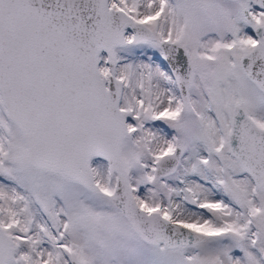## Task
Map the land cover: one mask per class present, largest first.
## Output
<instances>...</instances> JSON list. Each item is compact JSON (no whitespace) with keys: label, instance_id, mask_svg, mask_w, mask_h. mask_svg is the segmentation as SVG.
<instances>
[{"label":"snow or ice","instance_id":"6c2138e0","mask_svg":"<svg viewBox=\"0 0 264 264\" xmlns=\"http://www.w3.org/2000/svg\"><path fill=\"white\" fill-rule=\"evenodd\" d=\"M0 264H264V0H0Z\"/></svg>","mask_w":264,"mask_h":264}]
</instances>
